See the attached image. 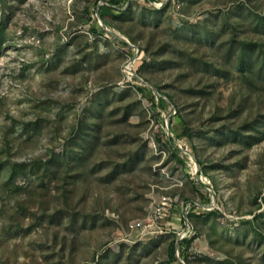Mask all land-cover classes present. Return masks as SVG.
I'll list each match as a JSON object with an SVG mask.
<instances>
[{
    "label": "rangeland",
    "instance_id": "rangeland-1",
    "mask_svg": "<svg viewBox=\"0 0 264 264\" xmlns=\"http://www.w3.org/2000/svg\"><path fill=\"white\" fill-rule=\"evenodd\" d=\"M101 1L0 0V264H178L119 244L160 195L218 206L187 264H264V0Z\"/></svg>",
    "mask_w": 264,
    "mask_h": 264
},
{
    "label": "built area",
    "instance_id": "built-area-1",
    "mask_svg": "<svg viewBox=\"0 0 264 264\" xmlns=\"http://www.w3.org/2000/svg\"><path fill=\"white\" fill-rule=\"evenodd\" d=\"M182 0H124L119 5H114L112 8L117 11H123L131 4L136 2L142 3L144 6L151 9H161L166 5L173 3L180 7ZM109 5L108 2L98 4V11L100 7ZM99 19V15H97ZM99 24L101 28L108 34H112L109 29L100 19ZM142 59L140 51H136L135 59ZM133 59H130L126 67V73L133 76L131 69ZM202 179V177H200ZM174 180V179H173ZM173 187H181L182 183L179 180H174ZM218 209L215 201L212 199L210 205H201L199 201L185 200L183 197L176 195H160L151 205L150 210L142 219L130 221L120 234L119 244L131 245L140 243L146 239L173 234L175 242V252L178 264H187L184 258V248L182 243L191 241L194 237V230L192 224L193 214H205ZM196 212V213H195Z\"/></svg>",
    "mask_w": 264,
    "mask_h": 264
},
{
    "label": "trees",
    "instance_id": "trees-1",
    "mask_svg": "<svg viewBox=\"0 0 264 264\" xmlns=\"http://www.w3.org/2000/svg\"><path fill=\"white\" fill-rule=\"evenodd\" d=\"M122 1L124 0H110L108 3L110 4V7H113L114 5H119ZM139 90H142V89L140 88ZM189 244H190V241H185L182 243L184 250L185 248H187ZM175 249H176V246H175V242L173 241L169 246V261L172 263L177 261ZM184 258L186 259L185 254H184Z\"/></svg>",
    "mask_w": 264,
    "mask_h": 264
}]
</instances>
